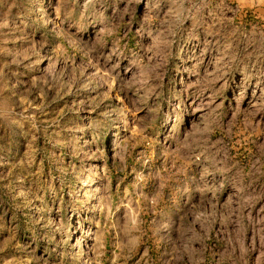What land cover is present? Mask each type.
Instances as JSON below:
<instances>
[{"label":"rangeland","instance_id":"374dc122","mask_svg":"<svg viewBox=\"0 0 264 264\" xmlns=\"http://www.w3.org/2000/svg\"><path fill=\"white\" fill-rule=\"evenodd\" d=\"M0 264H264V0H0Z\"/></svg>","mask_w":264,"mask_h":264}]
</instances>
